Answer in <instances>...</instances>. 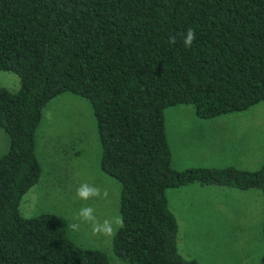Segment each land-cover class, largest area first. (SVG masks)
Segmentation results:
<instances>
[{
  "label": "trees",
  "instance_id": "16d2710c",
  "mask_svg": "<svg viewBox=\"0 0 264 264\" xmlns=\"http://www.w3.org/2000/svg\"><path fill=\"white\" fill-rule=\"evenodd\" d=\"M190 28L196 39L186 48ZM0 71L19 82L15 92L0 86L8 137L0 264H109L102 251L72 243L56 215L18 211L40 174L34 132L42 110L63 92L91 107L98 167L120 187L125 227L112 251L127 264H197L177 250L167 188L215 185L264 197V159L255 170L174 169L164 127L171 106L211 119L264 101V0H0Z\"/></svg>",
  "mask_w": 264,
  "mask_h": 264
},
{
  "label": "rangeland",
  "instance_id": "374dc122",
  "mask_svg": "<svg viewBox=\"0 0 264 264\" xmlns=\"http://www.w3.org/2000/svg\"><path fill=\"white\" fill-rule=\"evenodd\" d=\"M0 86L15 92L17 76L0 71ZM164 127L174 169L242 165L238 169L255 170L264 159V101L211 119L197 117L189 105L171 106L164 110ZM7 146L8 137L0 128V156ZM34 153L40 174L21 196L19 214H54L76 246L102 251L109 264H127L114 255L111 239L92 235L90 225L81 224L75 232L67 227L85 203L96 209L101 221L118 212L120 187L98 167L99 143L89 103L69 92L48 101L34 132ZM85 182L106 189L108 197L79 201L75 192ZM165 197L177 217L181 256L204 262L208 251H218L216 259L223 262L219 264L259 263L264 255V197L258 190L188 184L167 188Z\"/></svg>",
  "mask_w": 264,
  "mask_h": 264
},
{
  "label": "clouds",
  "instance_id": "9594fccd",
  "mask_svg": "<svg viewBox=\"0 0 264 264\" xmlns=\"http://www.w3.org/2000/svg\"><path fill=\"white\" fill-rule=\"evenodd\" d=\"M196 39V32L194 29H188L183 35V44L186 48H190L193 41ZM176 39L173 37L169 43H175ZM109 193L106 189L102 190L99 186L90 183H81L76 189L75 196L79 201L87 202L94 198L106 199ZM81 224L91 226V232L94 236L104 237L106 239H113L118 231L125 227L124 218L119 212L110 218H105L103 221L98 219L96 209L85 203L78 212L73 216V223L67 225L72 231H79ZM119 264V261H117Z\"/></svg>",
  "mask_w": 264,
  "mask_h": 264
},
{
  "label": "crops",
  "instance_id": "0c3cea01",
  "mask_svg": "<svg viewBox=\"0 0 264 264\" xmlns=\"http://www.w3.org/2000/svg\"><path fill=\"white\" fill-rule=\"evenodd\" d=\"M216 125H219V126H221V128L220 129H223L224 128V125L222 124V123H216ZM196 128H198V127H196ZM201 154H202V152H201ZM200 156V154L197 156V157H199ZM238 157V156H237ZM239 158V157H238ZM240 159V158H239ZM240 160H243V158H241ZM241 166L242 165H238V168H241ZM176 218V221H177V217H175ZM220 252H218V251H208L207 252V259L204 261V262H198L194 257H191L192 259H195L196 260V262H197V264H219V263H221L222 261H220V260H218V259H216L217 258V255L219 254ZM223 263V262H222Z\"/></svg>",
  "mask_w": 264,
  "mask_h": 264
}]
</instances>
